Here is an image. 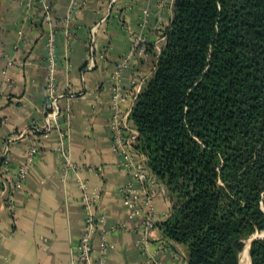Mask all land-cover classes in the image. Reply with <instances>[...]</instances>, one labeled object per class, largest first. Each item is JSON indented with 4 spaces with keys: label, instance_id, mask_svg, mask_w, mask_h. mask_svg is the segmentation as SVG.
Listing matches in <instances>:
<instances>
[{
    "label": "crops",
    "instance_id": "obj_1",
    "mask_svg": "<svg viewBox=\"0 0 264 264\" xmlns=\"http://www.w3.org/2000/svg\"><path fill=\"white\" fill-rule=\"evenodd\" d=\"M45 3L46 11L35 0H0V159L7 147L8 160L7 172L0 165V264H81L74 257L84 227L82 182L99 192L96 211H102L106 227H115L105 235L107 264H145L137 247L139 218L127 216L118 192L129 177L110 147L109 119L115 89L121 112L131 111L154 68L147 69L139 58L127 68L118 70L117 64L128 55L133 36L140 34L151 43L164 35L174 0ZM138 72L144 75L140 82ZM50 81L64 95L59 126L37 141L34 165L14 192L10 211L2 185L32 141L26 129L43 118ZM154 205L149 249H158L163 241L166 247L156 250L157 257L164 264H186L184 247L166 239L159 226L171 211L166 188ZM98 244L95 235L94 258Z\"/></svg>",
    "mask_w": 264,
    "mask_h": 264
},
{
    "label": "trees",
    "instance_id": "obj_2",
    "mask_svg": "<svg viewBox=\"0 0 264 264\" xmlns=\"http://www.w3.org/2000/svg\"><path fill=\"white\" fill-rule=\"evenodd\" d=\"M164 37L130 111L171 202L159 226L186 264H240L264 229V0H174Z\"/></svg>",
    "mask_w": 264,
    "mask_h": 264
},
{
    "label": "built area",
    "instance_id": "obj_3",
    "mask_svg": "<svg viewBox=\"0 0 264 264\" xmlns=\"http://www.w3.org/2000/svg\"><path fill=\"white\" fill-rule=\"evenodd\" d=\"M35 1L42 5L44 11L47 10L48 7L45 0ZM49 47L52 49L51 40L49 41ZM60 96L54 94L52 87L49 88L43 125V130L46 132V135L59 126L58 118L60 116V107L58 105V97ZM116 103L117 100L112 107L113 112L109 119L111 133L110 147L120 157V161L117 163L118 167L129 177L118 188V192L122 204L127 210V216L130 219L139 218L141 236L138 240L137 247L144 256V263L164 264L157 257L156 250L165 248V243L161 241L158 249L151 250L149 249L150 242L147 239V234L150 229L156 226L154 198L158 193L164 191L165 187L148 168L145 155L135 149L137 130L130 119V111L122 113L116 108ZM30 132H33L35 135L40 130L35 125H31ZM34 153L35 148L30 146L25 152L22 164L17 167L15 173L9 180V189L5 188L2 190V193L6 194L5 202L10 211L14 207L13 194L26 179L33 164ZM5 154L6 152L3 151L0 161L4 159ZM66 163L68 166L71 165L69 160H66ZM2 167L7 171L8 165H2ZM80 188L81 201L84 207V227L75 245L74 259L81 264H107L108 244L105 240V235L108 230H114L115 227H106L102 211H96L99 192L89 189L84 182L80 183ZM95 235L99 236V244L96 249L97 254L94 258L93 238Z\"/></svg>",
    "mask_w": 264,
    "mask_h": 264
},
{
    "label": "rangeland",
    "instance_id": "obj_4",
    "mask_svg": "<svg viewBox=\"0 0 264 264\" xmlns=\"http://www.w3.org/2000/svg\"><path fill=\"white\" fill-rule=\"evenodd\" d=\"M148 13H149V10H145L144 11V14H143V18H146L147 19ZM145 23H146V21H145ZM145 27H146V25L143 24V25H141L140 28H145ZM163 36H164L163 34H158L156 36L155 40H153L151 43L146 42V40L144 39V37L142 35H140V34H138L136 36H133L132 42L130 44V48H129L128 55L125 57V59L123 61H121V62H119L117 64V69L119 70V69H122V68H127L129 66V62L130 61L136 60L138 58L139 59H144V61L147 62V64H146L147 69H149L151 66H154L155 65V60H156L158 54L160 53L161 49L163 48V46L165 44V41H164ZM144 57L147 58V59H145ZM143 76L144 75H142L141 72H138L137 77L135 79H137V81L140 82ZM135 79L133 78V82L132 83H135ZM50 87L53 88L54 94L61 95L60 97H58V105H59V99L62 96H64L62 93L56 91V88L54 86V83L52 81H50L49 84H48V86H47V94H46V96L44 98V101L42 103L43 118L41 119L40 122H38V123H32L31 124V125H35L36 127H38L39 130H40V132H36L35 135H34L33 132H30V126L31 125L28 127V129H26L27 130L26 132H28V133L31 134L32 141L25 148L22 162L24 160V156H25L26 150L30 146H32V147L35 148L34 160H33V164H32V165H34L35 156H36V153H37V145H36V143L42 137L46 136V132H44V130H43V125H44V118H45V112H46V99L48 97L49 88ZM70 96L73 97L74 95L71 94ZM119 99H121L120 93H119V91H117L115 89V92L113 94V105L116 102V100L118 102ZM113 105H112V107H113ZM116 105H117V103H116ZM116 108L118 110H120L118 106ZM4 151L6 152L5 157H4L5 161H4V159L2 161H0V165H8V160L6 158V155H7V147L4 148ZM22 162L19 165H21ZM4 172H7V171L4 170ZM11 177H12V175L9 176L8 179L10 180ZM9 180L6 179V181H8V182L7 183L6 182L3 183L1 191L4 190L5 188H8L9 189ZM4 195H5V199H6V194L4 193ZM261 199H262V207H263V210H264V194L262 195ZM263 234H264V229L261 230V231H256V232L252 233L244 241V247H243V249H244V257L241 256L240 264H247L248 262H249V264H251L250 256H249V246H250V244L248 245L249 239H251L254 236H262ZM260 238H262V237H260ZM260 238H258V239H260ZM243 249H242V251H243Z\"/></svg>",
    "mask_w": 264,
    "mask_h": 264
},
{
    "label": "water",
    "instance_id": "obj_5",
    "mask_svg": "<svg viewBox=\"0 0 264 264\" xmlns=\"http://www.w3.org/2000/svg\"><path fill=\"white\" fill-rule=\"evenodd\" d=\"M260 237H264V234H263L262 236H254V237H252L251 239H249L248 245H249L253 240H256V239H258V238H260Z\"/></svg>",
    "mask_w": 264,
    "mask_h": 264
}]
</instances>
